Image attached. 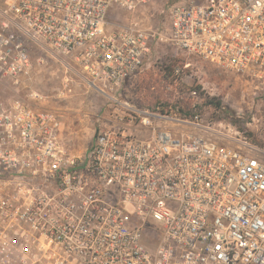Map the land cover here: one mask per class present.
<instances>
[{
    "label": "built area",
    "instance_id": "2783aa9c",
    "mask_svg": "<svg viewBox=\"0 0 264 264\" xmlns=\"http://www.w3.org/2000/svg\"><path fill=\"white\" fill-rule=\"evenodd\" d=\"M153 2L0 0L5 83L44 99L34 46L105 101L80 155L60 114L0 101V264H264V160L248 140L203 120V88L153 108L123 93L153 40L264 88V0H174L164 32L108 21ZM190 67L171 66L175 88Z\"/></svg>",
    "mask_w": 264,
    "mask_h": 264
},
{
    "label": "rangeland",
    "instance_id": "374dc122",
    "mask_svg": "<svg viewBox=\"0 0 264 264\" xmlns=\"http://www.w3.org/2000/svg\"><path fill=\"white\" fill-rule=\"evenodd\" d=\"M173 1L155 0L141 13L135 14L112 8L108 13V21L114 26L133 23L150 30L164 32L168 25L167 7ZM47 53L35 49L34 46L30 51L35 69L33 84L29 87L41 93L44 99L37 102L30 101L24 97L29 89L19 87L17 91L0 78V101L16 96L32 107L60 114L64 126V141L75 155H80L88 146L96 112L102 108L105 101L96 90L88 87L86 81L75 88L76 95L71 97L73 91L71 81L68 79H64L63 83L61 81L62 76L68 78V75L73 73V69L65 67L68 61ZM41 58L45 60L42 67L37 65V61ZM184 63L190 64L191 67L183 75V83L175 88L171 76L164 79L163 68L166 65L180 66ZM65 84H67L66 89L70 88L71 92L61 97L58 94ZM195 87L203 88L206 94L202 104L203 120L214 124L217 132L219 131L223 136L230 134L228 130H237L248 140L255 154L264 160L263 86L245 82L199 58L185 55L166 42L153 40L150 52L144 60L143 69L126 83L123 93L134 103L153 108L161 103L173 104L180 100L178 95L188 88ZM226 141L222 137L219 139V142L226 143Z\"/></svg>",
    "mask_w": 264,
    "mask_h": 264
},
{
    "label": "crops",
    "instance_id": "0c3cea01",
    "mask_svg": "<svg viewBox=\"0 0 264 264\" xmlns=\"http://www.w3.org/2000/svg\"><path fill=\"white\" fill-rule=\"evenodd\" d=\"M71 67V69H73V73L69 76L68 75V78H66V77H64V76H62L63 78H62V83L64 82V79L66 80V79H68V80H70L71 81V83H72V95H71V97H75V95H76V87L79 85V84H81V83H83V82H85L86 81V78L79 72V70L75 67V66H70Z\"/></svg>",
    "mask_w": 264,
    "mask_h": 264
},
{
    "label": "trees",
    "instance_id": "16d2710c",
    "mask_svg": "<svg viewBox=\"0 0 264 264\" xmlns=\"http://www.w3.org/2000/svg\"><path fill=\"white\" fill-rule=\"evenodd\" d=\"M163 72L165 73L164 79L169 78V76L171 75V66L170 65L164 66ZM209 103L212 104V102H209ZM213 104H215V103H213ZM215 105H218V103H216Z\"/></svg>",
    "mask_w": 264,
    "mask_h": 264
}]
</instances>
